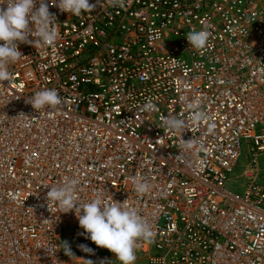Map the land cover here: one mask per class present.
<instances>
[{
    "label": "built area",
    "instance_id": "2783aa9c",
    "mask_svg": "<svg viewBox=\"0 0 264 264\" xmlns=\"http://www.w3.org/2000/svg\"><path fill=\"white\" fill-rule=\"evenodd\" d=\"M46 2L57 41L19 43L0 84V264L116 258L86 238L74 211L48 208L50 185L65 177L79 181L81 202L102 192L138 209L155 233L136 251L146 264H264V0H97L79 16ZM202 21L212 36L197 50L186 35ZM45 88L61 103L35 110L26 101ZM149 99L158 111L142 110ZM188 102L210 120H188ZM162 115L189 130L160 128ZM182 136L206 151L178 156ZM136 175L148 194L134 191ZM67 227L74 247L103 253L66 255Z\"/></svg>",
    "mask_w": 264,
    "mask_h": 264
},
{
    "label": "clouds",
    "instance_id": "9594fccd",
    "mask_svg": "<svg viewBox=\"0 0 264 264\" xmlns=\"http://www.w3.org/2000/svg\"><path fill=\"white\" fill-rule=\"evenodd\" d=\"M38 0H0V84L12 79V73L8 69L9 63H15L23 55L19 50V43L30 44L33 47L40 45H53L58 39V28L56 27V17L49 11V3L46 0H39V7H36ZM52 6L58 7L61 12L71 13L79 16L82 12L94 11L96 3L89 0H50ZM112 7L123 8L125 0H108ZM6 5V7H3ZM201 30H192L187 33L186 38L189 44L197 49L204 50L209 43L212 32L210 23L201 22ZM31 37V39H30ZM35 110L45 106L55 107L61 103V98L55 89H43L28 97ZM143 111H158V108L151 99L143 105ZM185 110L191 114L188 118L193 124L207 123L210 120L208 114L199 109L195 102H188ZM168 132L183 133L189 130L188 121L175 116H161L159 126ZM214 129L213 124L208 125V132ZM179 155L183 151H206L203 143L194 138L188 140L181 138L178 145ZM134 191L139 196L148 194L152 185L142 176L131 177ZM79 181L75 178L65 177L59 185H50V190L46 193L48 208L51 205L58 206L59 212L68 213L74 211L79 226L84 229L88 239L93 241L98 247L108 249L115 254L120 264H134L137 259L136 251L140 247V242L151 243L155 233L153 226L140 214L138 209L129 205L127 199L123 202L113 199H104L102 192H96L94 197L88 202H81L77 195ZM46 187L49 185H45ZM66 255L73 256L67 242H64ZM78 247L91 253L93 250L87 245L80 244ZM87 264H93L90 259H85Z\"/></svg>",
    "mask_w": 264,
    "mask_h": 264
},
{
    "label": "rangeland",
    "instance_id": "374dc122",
    "mask_svg": "<svg viewBox=\"0 0 264 264\" xmlns=\"http://www.w3.org/2000/svg\"><path fill=\"white\" fill-rule=\"evenodd\" d=\"M247 146L246 144L244 143L243 144V147H242V152H241V156H240V159L238 160V164H237V167H236V171H239L241 169V167L244 166L245 162L247 161L246 160V156H247ZM260 162H264V155L260 156ZM73 233V230L70 228V227H67L65 230H64V233H63V247L64 246V242L66 241L67 244L70 246H73L74 244V237L71 238V235ZM94 264H120V261L117 260L116 258H108L106 260H101L97 263H94ZM134 264H146L145 262V259L143 257H137L136 261L134 262Z\"/></svg>",
    "mask_w": 264,
    "mask_h": 264
},
{
    "label": "trees",
    "instance_id": "16d2710c",
    "mask_svg": "<svg viewBox=\"0 0 264 264\" xmlns=\"http://www.w3.org/2000/svg\"><path fill=\"white\" fill-rule=\"evenodd\" d=\"M71 251L73 252L74 255H85L87 254L86 252L82 251L78 246L74 247V246H70ZM93 251L90 253L91 255H98V254H102L103 252H100L94 248H91ZM65 253V252H64Z\"/></svg>",
    "mask_w": 264,
    "mask_h": 264
},
{
    "label": "crops",
    "instance_id": "0c3cea01",
    "mask_svg": "<svg viewBox=\"0 0 264 264\" xmlns=\"http://www.w3.org/2000/svg\"><path fill=\"white\" fill-rule=\"evenodd\" d=\"M106 259H108V256H104V260H106ZM103 260V259H102ZM93 261V264L94 263H97V262H99V261H101V260H98V259H94V260H92Z\"/></svg>",
    "mask_w": 264,
    "mask_h": 264
}]
</instances>
